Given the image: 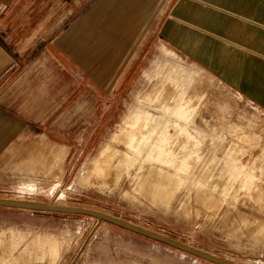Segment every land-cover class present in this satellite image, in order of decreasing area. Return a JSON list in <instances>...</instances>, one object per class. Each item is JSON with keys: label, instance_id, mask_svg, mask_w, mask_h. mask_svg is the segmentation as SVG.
<instances>
[{"label": "rangeland", "instance_id": "374dc122", "mask_svg": "<svg viewBox=\"0 0 264 264\" xmlns=\"http://www.w3.org/2000/svg\"><path fill=\"white\" fill-rule=\"evenodd\" d=\"M133 1L145 7V37L130 67L104 82L82 69L50 131L0 153V198L92 209L264 264V106L212 57L160 37L173 0ZM92 9L20 0L13 15L20 36L43 17L50 31L65 17L67 31ZM0 264L215 263L89 215L0 206Z\"/></svg>", "mask_w": 264, "mask_h": 264}, {"label": "crops", "instance_id": "0c3cea01", "mask_svg": "<svg viewBox=\"0 0 264 264\" xmlns=\"http://www.w3.org/2000/svg\"><path fill=\"white\" fill-rule=\"evenodd\" d=\"M19 1L0 0V153L19 136L46 135L80 93L82 69L101 82L113 79L145 37L144 6L130 0H60L71 14L93 9L67 31L65 17L52 31L43 17L18 36ZM159 35L212 57L223 78L264 106V0H173Z\"/></svg>", "mask_w": 264, "mask_h": 264}, {"label": "water", "instance_id": "95a60500", "mask_svg": "<svg viewBox=\"0 0 264 264\" xmlns=\"http://www.w3.org/2000/svg\"><path fill=\"white\" fill-rule=\"evenodd\" d=\"M0 206L4 207H12V208H19V209H30V210H39V211H49V212H60V213H69V214H83L95 217L99 220H104L120 226L124 229L130 230L137 234L146 236L156 241L163 242L169 246L177 248L179 250L185 251L187 253L193 254L199 258L206 259L210 262L215 264H236L232 261L227 259H223L217 257L215 255L209 254L192 246L186 245L174 239L168 238L161 234L152 232L148 229L143 227L134 225L130 222L124 221L117 217L98 212L92 209L81 208V207H68V206H60V205H53V204H45V203H37V202H30V201H19V200H11V199H1L0 198Z\"/></svg>", "mask_w": 264, "mask_h": 264}, {"label": "trees", "instance_id": "16d2710c", "mask_svg": "<svg viewBox=\"0 0 264 264\" xmlns=\"http://www.w3.org/2000/svg\"><path fill=\"white\" fill-rule=\"evenodd\" d=\"M140 235V234H139ZM143 236V235H142ZM144 237H146V236H144ZM146 238H148V237H146ZM149 239H151V238H149ZM153 240V239H152ZM154 241H156V240H154ZM157 242H160V241H157ZM160 243H162V244H165V243H163V242H160ZM165 245H167V244H165ZM167 246H169V245H167ZM170 247H172V246H170ZM174 248V247H173ZM175 249H177V248H175ZM177 250H179V249H177ZM180 251H182V250H180ZM182 252H185V251H182ZM185 253H187V252H185ZM187 254H189V255H191V256H195V255H193V254H190V253H187ZM197 257V256H196ZM201 259H203V258H201ZM203 260H205V261H208V260H206V259H203ZM208 262H210V261H208ZM211 263H213V262H211Z\"/></svg>", "mask_w": 264, "mask_h": 264}]
</instances>
